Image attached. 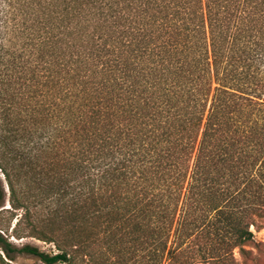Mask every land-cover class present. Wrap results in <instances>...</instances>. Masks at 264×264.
<instances>
[{"label":"trees","instance_id":"1","mask_svg":"<svg viewBox=\"0 0 264 264\" xmlns=\"http://www.w3.org/2000/svg\"><path fill=\"white\" fill-rule=\"evenodd\" d=\"M0 172V264H260L264 0H0Z\"/></svg>","mask_w":264,"mask_h":264},{"label":"rangeland","instance_id":"2","mask_svg":"<svg viewBox=\"0 0 264 264\" xmlns=\"http://www.w3.org/2000/svg\"><path fill=\"white\" fill-rule=\"evenodd\" d=\"M0 178L4 181L3 175L0 172ZM6 188V186H5ZM7 204V202L5 203ZM256 239L264 243V229H260L258 231H255L253 229ZM10 240L17 246H20L24 243H30L33 245H36L39 249L48 252V253H55L56 248L52 243L44 242L41 240H38L33 237H26V238H20L16 239L13 237H10ZM246 248L250 249L249 247L246 246ZM253 253H255V250H253ZM234 257L236 260L243 264L241 261V257L237 253V249L234 250ZM9 264H43L42 261H40L36 256L29 255V254H23V253H16L13 260H9ZM96 264H117L115 263L114 259L112 257H109L104 254H97L96 255ZM57 264H63V263H57ZM78 264H85V262L80 261L78 259ZM260 264H264V256H261L260 258Z\"/></svg>","mask_w":264,"mask_h":264}]
</instances>
